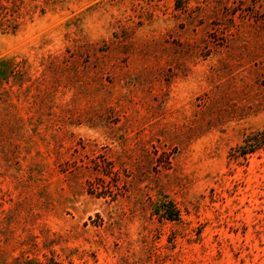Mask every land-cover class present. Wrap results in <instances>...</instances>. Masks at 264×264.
Listing matches in <instances>:
<instances>
[{
  "label": "rangeland",
  "instance_id": "1",
  "mask_svg": "<svg viewBox=\"0 0 264 264\" xmlns=\"http://www.w3.org/2000/svg\"><path fill=\"white\" fill-rule=\"evenodd\" d=\"M263 129L264 0H0V264H264Z\"/></svg>",
  "mask_w": 264,
  "mask_h": 264
},
{
  "label": "trees",
  "instance_id": "2",
  "mask_svg": "<svg viewBox=\"0 0 264 264\" xmlns=\"http://www.w3.org/2000/svg\"><path fill=\"white\" fill-rule=\"evenodd\" d=\"M262 147H264V129L246 137L243 145H238L235 149H233V154L234 157L239 155L244 156ZM158 213L170 220L179 218L178 210L170 201L162 202L161 206L158 208Z\"/></svg>",
  "mask_w": 264,
  "mask_h": 264
}]
</instances>
